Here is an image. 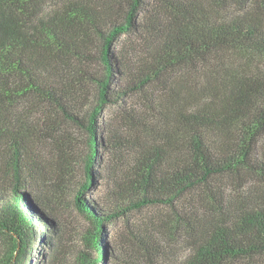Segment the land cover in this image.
Here are the masks:
<instances>
[{"label":"trees","instance_id":"16d2710c","mask_svg":"<svg viewBox=\"0 0 264 264\" xmlns=\"http://www.w3.org/2000/svg\"><path fill=\"white\" fill-rule=\"evenodd\" d=\"M138 34L145 52L118 49ZM168 71L182 89L164 139L131 164L106 163L99 147L120 156L135 145L102 119L108 104ZM104 168L110 204L85 196ZM73 187L83 242L97 250L78 264L109 249L119 258L123 237L109 245L105 223L117 230L118 214L144 206L168 207L189 250L181 264H264V0H0V264H31L45 243L56 254V201ZM155 238L143 241L149 257Z\"/></svg>","mask_w":264,"mask_h":264},{"label":"rangeland","instance_id":"374dc122","mask_svg":"<svg viewBox=\"0 0 264 264\" xmlns=\"http://www.w3.org/2000/svg\"><path fill=\"white\" fill-rule=\"evenodd\" d=\"M153 5L156 4L153 3ZM238 10L237 7L231 5L227 11L220 9L219 14L225 13L232 16ZM174 12L175 9L172 8L170 12H167L168 15L164 14V16L173 22ZM143 38L141 34L123 36L121 42L118 43V49L125 53L128 52L129 54H126L130 56L134 47L145 52L147 42ZM95 67L101 68L96 64L90 67V70H94ZM181 78L179 73L163 72L157 79L153 78V81L150 80L144 84V90L136 89L124 95V100L108 104L102 119L109 123L113 131L129 136V140L135 145L130 154L124 153L120 156L99 147L100 157L106 163L111 160L113 165L118 164L122 167L125 164H131L133 160L142 157L146 149H151L153 145L164 139L170 121L176 113L174 99L182 89ZM76 137L80 158L75 167V178L83 183L86 181L85 162L90 147L86 133L79 132ZM107 170L108 168H104L105 177L97 178L95 183L89 186L85 195L87 198L96 199L99 204L103 200L109 203L112 197ZM76 190L77 188L73 187V190L61 194L56 201L59 208L58 218L62 224L56 254L53 255L51 247L45 243L34 248L31 264H78L77 256L80 251H88L91 255L97 254V250L88 248L83 242L82 233L88 228L89 220L75 204ZM168 211V207L165 206H144L125 215L118 214L114 218L117 230H113L111 222L105 223L109 245H112L116 234L117 237H123V242L120 246L119 258L109 249L107 260L99 264H181L188 256L189 250L183 238L174 237V231L170 228L171 221L167 216ZM43 233L47 237V234L50 235L52 232L43 231ZM152 234L156 236L158 251H155L154 256L149 257L143 241H150ZM4 249L5 242L0 238V254Z\"/></svg>","mask_w":264,"mask_h":264}]
</instances>
